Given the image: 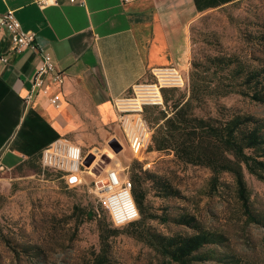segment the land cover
Wrapping results in <instances>:
<instances>
[{
    "label": "rangeland",
    "instance_id": "obj_1",
    "mask_svg": "<svg viewBox=\"0 0 264 264\" xmlns=\"http://www.w3.org/2000/svg\"><path fill=\"white\" fill-rule=\"evenodd\" d=\"M220 54H235L254 65L264 66V0H240L203 13L191 24L186 58L180 64L169 66L178 72L184 84L163 86L160 105L147 103L142 110L131 109L130 99L136 98V90L157 82L156 75L151 73L117 102V111L129 119V125L133 120V128L134 121L141 119L147 140L153 130V119L160 115L159 112L166 109L170 112L174 99L188 95L187 78L193 61H204ZM163 94L170 98L167 108ZM220 107L264 120V103L237 93L212 98L203 112L196 110V113L216 115ZM112 140L119 144V151L110 145ZM74 148L79 162L84 159L80 168L84 171L85 184L78 187L68 186L62 172L43 165L41 159L0 172V229L7 239L0 238V264H83L100 250L101 225L122 231L109 239L111 264H176L124 232L128 222L137 218L129 190L133 161L167 179L180 191V197H149L158 214L186 212L208 229L227 237L225 247L206 248L215 249L211 252L215 258L203 264H229L230 256L264 264V181L246 170L244 179L250 208L262 220L260 223L248 220L237 199L233 178L228 173L220 175L223 184L215 189L208 168L184 164L171 152L141 151L135 154L124 135L113 136L95 148ZM109 152L114 158L108 157ZM94 162L107 165L98 176L89 173ZM107 170L117 172L121 186L104 194L100 188L108 184L107 180L105 184L103 182ZM93 177L101 179L100 182L96 184ZM147 225L164 235L191 233L171 222L149 220Z\"/></svg>",
    "mask_w": 264,
    "mask_h": 264
},
{
    "label": "crops",
    "instance_id": "obj_2",
    "mask_svg": "<svg viewBox=\"0 0 264 264\" xmlns=\"http://www.w3.org/2000/svg\"><path fill=\"white\" fill-rule=\"evenodd\" d=\"M39 0H0L37 49L15 51L0 30V160L6 170L39 157L60 139L95 148L122 137L117 102L159 68L180 64L190 27L203 13L240 0H69L40 7ZM48 53L64 74L61 85L25 97ZM5 57L7 60H1Z\"/></svg>",
    "mask_w": 264,
    "mask_h": 264
},
{
    "label": "trees",
    "instance_id": "obj_3",
    "mask_svg": "<svg viewBox=\"0 0 264 264\" xmlns=\"http://www.w3.org/2000/svg\"><path fill=\"white\" fill-rule=\"evenodd\" d=\"M186 86L188 95L174 99L170 112L161 110L153 119V130L144 142L146 146L143 145L142 152H171L184 164L208 168L215 189L223 184L220 175L228 173L233 178L237 199L248 220L262 222L250 208L244 171L264 181V120L249 113H231L224 107H220L216 115H199L196 110L203 112L212 98L233 93L264 103V66L254 65L235 54L210 56L204 61H193ZM163 96L167 108L170 98L166 94ZM40 156L26 162L38 160ZM129 182L137 218L128 222L124 232L146 243L164 259L176 264H203L215 258L211 253L215 249L206 248L226 246L227 237L223 233L208 229L194 215L186 212L170 215L166 211L158 214L155 211L150 196L180 197V191L167 179L133 161ZM86 216L89 217V213ZM149 220L171 222L191 233L164 235L151 229L147 225ZM262 224L264 226V221ZM121 232L101 225L100 250L83 264H111L109 239ZM0 238L7 240L1 229ZM230 257L229 264H253Z\"/></svg>",
    "mask_w": 264,
    "mask_h": 264
},
{
    "label": "built area",
    "instance_id": "obj_4",
    "mask_svg": "<svg viewBox=\"0 0 264 264\" xmlns=\"http://www.w3.org/2000/svg\"><path fill=\"white\" fill-rule=\"evenodd\" d=\"M69 1L73 4H84V0ZM120 1L121 3H129L137 0ZM54 3H56V0L38 1V5L42 8ZM2 29L8 31L15 51L20 52L24 49H37L36 33L23 30L19 21L11 11L0 17V30ZM1 60L5 62L7 59L2 57ZM153 74L156 75L157 82H151L144 86H140V88L136 90V98L130 99L132 102L130 103L131 109L142 110V106L147 103L160 105L162 104L161 90L163 86H182L184 84L181 76L172 67L159 68L155 70ZM48 80L52 83L61 85L64 81V74L50 54L41 53L40 67L36 72L32 87L27 93L25 101L27 103L30 102L35 93H39L40 91L45 95L47 89L44 87V83ZM128 120L129 119L126 117L124 118V116H119L122 134L128 139V143L133 149V152L135 154H140L146 140L147 131L141 119H136L134 121V128L132 126L133 120H131L130 125L128 124ZM40 159L43 165L60 170L68 186L78 187L85 184V179L83 177L84 171L80 168V163H82L84 159L79 162L78 155L71 142L65 139L57 140L42 151ZM4 170H6V168L2 165L0 160V172ZM106 172V179H103V181L107 180L108 184L100 188V191L104 194L110 193L121 186L120 177L115 170H107ZM93 178H95L96 184L101 180L96 179V177Z\"/></svg>",
    "mask_w": 264,
    "mask_h": 264
},
{
    "label": "bare ground",
    "instance_id": "obj_5",
    "mask_svg": "<svg viewBox=\"0 0 264 264\" xmlns=\"http://www.w3.org/2000/svg\"><path fill=\"white\" fill-rule=\"evenodd\" d=\"M107 150V149H106ZM98 157V156H97ZM108 157H110V158H114V155L113 154H111L110 152L108 153ZM110 160V159H109ZM106 167H107V165L106 164H104V163H101V164H99V163H95L94 162V164L92 163V165H91V167H90V169H89V173H91V174H93V175H95V176H98L103 170H105L106 169ZM104 182V184L106 183V180L105 181H103Z\"/></svg>",
    "mask_w": 264,
    "mask_h": 264
},
{
    "label": "water",
    "instance_id": "obj_6",
    "mask_svg": "<svg viewBox=\"0 0 264 264\" xmlns=\"http://www.w3.org/2000/svg\"><path fill=\"white\" fill-rule=\"evenodd\" d=\"M110 145L112 146V148L115 150V151H119L120 150V146H119V144L117 143V141L116 140H112L111 142H110ZM118 145V146H117ZM92 160V158L90 159V161ZM89 161V162H90ZM89 164V163H88Z\"/></svg>",
    "mask_w": 264,
    "mask_h": 264
}]
</instances>
